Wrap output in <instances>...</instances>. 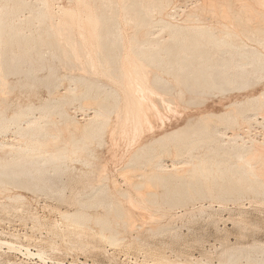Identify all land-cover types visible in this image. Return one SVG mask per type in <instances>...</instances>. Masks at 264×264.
Returning a JSON list of instances; mask_svg holds the SVG:
<instances>
[{
    "label": "bare ground",
    "instance_id": "1",
    "mask_svg": "<svg viewBox=\"0 0 264 264\" xmlns=\"http://www.w3.org/2000/svg\"><path fill=\"white\" fill-rule=\"evenodd\" d=\"M34 1L0 0V93L4 94L5 89L12 87L14 81L10 80L11 76L24 75L31 83L40 81L42 77L39 76V72L53 68L46 63L48 55L58 57L67 69L83 71L85 74L76 76V93L73 97H69L70 93L67 96L69 91L64 92V95L60 94L59 87L64 84L60 81L64 80L66 84L72 80H68L71 75L61 76L68 82L60 77L58 82L61 85L57 86L59 89L56 90L57 95L50 92L55 96L54 99L51 97L53 101L61 96L56 103L62 99L63 103L61 100L60 104L64 105L65 102L67 106L69 99L73 101L86 99L89 100V102L85 100L84 103L88 102L87 107L92 103V106L97 105L101 109L110 108L113 113L117 107L118 92L110 90L105 83L97 79L96 75L106 77L129 91L130 99L136 106L131 107L126 113L125 120L119 121L113 128L112 148L114 156L125 151L123 155H126L134 150L123 169L129 172L133 187L141 194H145L143 190L148 185L145 179L149 177V180L154 181L153 186H164L173 179L174 187L171 185L173 188L167 190L166 194H169L170 198L171 194L175 198L178 197L179 202L185 198L186 202L187 199L197 198L196 196L205 197L207 193L213 194V191L215 194V190H209L213 184L208 185L211 181H215L214 184L218 187L217 196L248 193L264 196V147L257 146L259 142L256 140L247 145L243 138L247 131L246 127H252L254 122L248 115L249 111L261 114L264 118V91L249 97L246 101L231 102L223 111L202 110L198 118H194V115L189 116L185 124L154 136L156 131L166 128L168 122L172 123V118L164 112L163 106L171 115L182 117L183 111L194 106L195 97L198 95L206 96L215 90L225 94L228 90L243 86L244 82L248 84L252 78L254 80L257 77H264V0H201L199 5H194L195 7L184 8L180 17L176 15L178 18L172 13L173 8L177 7V4L174 5L175 0H122L123 3H119L121 6L118 5V0H94V6L87 0L83 9L82 1L79 0L82 11L78 8L79 2L77 9L81 13L76 11L74 0H68L63 8L58 7L62 9L61 14L58 13L63 17L60 22L55 21L58 18L54 17L57 11L55 10V14L52 12V8L54 9L50 4L52 0ZM184 1L178 2L184 4ZM56 2L58 1L56 0L54 4ZM76 12L80 16H76ZM170 17L176 22H172ZM213 18L218 20L217 24ZM122 21L125 22L123 26L127 24L130 30H134L132 43H128L132 44L129 45L130 48L126 47ZM157 29L161 32L156 31L158 34H155L154 30ZM54 61L55 59L52 62ZM38 67L40 68L37 70ZM71 74L73 77L74 74ZM47 77L49 79L45 80ZM47 77L42 80L49 85L50 77L48 75ZM169 77L173 78L175 83ZM53 81L56 83L57 79ZM66 85L69 88V84ZM4 99L2 98L3 105ZM52 99L48 100L50 103H46H53ZM47 106L50 109V105ZM47 106H28L15 112L10 118L0 117V133L6 131L8 124H11L9 128L12 129L11 126L16 125L15 132H18L21 139L29 137L16 144H0V187L6 184L9 187L10 184L35 191L42 185L38 183H43L38 182L39 176L44 175L42 177L44 181L49 179H45V170L48 171L49 167L54 165L63 169L62 166L67 160L72 161L71 157L80 154L78 152L81 150L84 151L86 143L91 142L88 139L95 141L100 134L101 126L96 121L98 114L87 121L74 117L73 120H68L69 115L65 118L66 109L61 108L63 112L59 114V118L63 117V120L60 124L58 123L60 119L55 122L50 115L53 123L49 120L37 121L43 117ZM0 108L4 109L2 106ZM70 112L71 110L68 112L71 115ZM110 120L111 118H106V121ZM224 120L229 122L226 124L233 129L231 131L234 132L236 129L241 131L235 137L243 138L242 144L235 140L233 143L224 141L225 139L222 141V133L217 132L216 126L219 125L218 121H222L223 125ZM24 123L27 124L28 130ZM37 127L43 130L38 133L32 132ZM149 136L152 137L148 138ZM171 145L173 150L175 149L174 167L162 168L161 161L164 158L162 156L172 154ZM259 145L264 146L262 143ZM201 148L204 149L201 151L203 153L198 151ZM15 152L23 155L16 156ZM186 155H191L193 160H183ZM65 167L67 168V165ZM147 167L150 168V172ZM157 167H161L162 170L156 171ZM136 168L142 170L141 174L136 172ZM108 178L110 179L109 172L106 171L102 179ZM43 186L39 188L42 189ZM98 187L94 188L93 197L88 195L90 198L86 200L83 198L87 196L83 198L81 196L78 200L80 208L78 207L75 212L63 214V219L73 218L71 220L74 223L85 225L91 220V215L83 209L90 207H103L108 211L115 209L113 196H107L109 188L102 187V190L105 189L103 192ZM117 193L127 199L129 204H134L135 199L133 200V196L126 188L119 189ZM99 194L107 196L109 201L107 202L104 196L95 197ZM146 194L158 195L157 191L148 189ZM214 196L210 199H214ZM215 198L217 199L216 196ZM142 202H138L142 207L141 211L143 209L150 211ZM127 216L126 223L132 224L133 216L128 213ZM95 221L103 226L109 223L106 218L97 220L95 218ZM110 239L116 242L118 237L111 235ZM6 244L13 246L14 243ZM37 255L40 256L39 253ZM242 261L247 264H264V249L258 245L247 249L241 248L235 254H230L224 264H243Z\"/></svg>",
    "mask_w": 264,
    "mask_h": 264
},
{
    "label": "rangeland",
    "instance_id": "2",
    "mask_svg": "<svg viewBox=\"0 0 264 264\" xmlns=\"http://www.w3.org/2000/svg\"><path fill=\"white\" fill-rule=\"evenodd\" d=\"M52 1L53 2H50V4H52L51 6L54 7V9L51 7L53 10L51 11L53 14L57 11V15L55 14L54 17L55 19H58L55 21L60 22L63 17L60 15L62 9L59 8H63L68 0H57L58 2L55 4L54 2L56 0ZM90 1V4L93 3L94 6V0ZM118 1V5L121 6L122 4L119 3H123V1ZM175 1L174 5L177 4V7L180 4L183 5H180L178 8L175 7L177 12L175 11V8H173L174 10L172 9V13L175 14L176 18H178L177 16L180 17L185 9L192 6L195 7L201 3V0H185L184 4L182 2L179 4V0ZM78 2L79 0H77V2L74 0L76 9L77 6H80L81 4L83 9L87 0H80L81 4L79 2L77 5ZM78 8L81 10V6ZM79 9L76 11L81 13L82 10L79 11ZM79 13L77 14L76 12L75 15L77 14L76 16H80ZM169 19H172V22H176L171 17ZM213 19L217 24L218 20L215 18ZM123 23L125 24V22L122 21L121 26L122 32H124L123 36L126 41V47L130 48L131 46L129 45L132 44L128 45V43H132L131 37L134 35V30L132 28V30H130L128 27L129 25L127 26V24L123 26ZM158 29L154 30V33L156 31H158V33L161 32V30ZM158 33L156 32L155 34ZM165 36L168 37V35ZM47 59L46 63H49V65L53 68L52 70L48 69L47 71L45 69L44 71L39 72V76L42 77L40 79L42 83L39 80L38 82L31 83L24 75L10 77V80L14 81L12 82V87L8 88L9 91L8 89H5L7 93H0V107H4V109L0 108L2 109L0 111V117L10 118L15 114V112L17 113L23 108L36 105L39 107H46L47 105H50V109L47 106L48 108L44 111L43 117L37 121L49 120L53 123L50 118L52 117V120L55 122L60 119L58 121L60 124L63 117L59 118V114L63 112L61 111L63 109H66L67 111H64L66 114L65 118L69 115L68 120L76 118L81 121H85L86 119L87 121L90 120V118H94L95 114H98L99 117L96 121L99 122V125L101 126V131L99 132L100 136L98 135L99 137L97 136L95 141L88 139L91 142L88 143V141L86 143L87 147L85 146L83 149L84 151L81 150L78 152L81 155H72L73 157H71L72 161L78 160L73 163L71 159H69L70 161L67 160L69 162L66 161L65 164L67 165V168L65 167L66 165L63 164V169L54 165L55 167L50 166L48 171L45 170V179L49 178L46 181L42 179L44 175L40 173V175L43 176H39L40 179L38 178V182L42 181L43 183L38 184H42L39 186H43L46 183L44 186L48 187V189L43 186L44 190L43 187L41 189V187L39 188L38 186L37 189L33 191L27 187L17 188L14 185H11V187L10 184H8L9 187H7V184L0 187V264H224L228 260L230 254H235L241 248L247 249V247L251 248L253 245H258L264 249L263 195L261 196L248 193L245 195H219V197L217 196L218 194L216 195L218 187L215 186V181H211L208 185L213 183L212 185L214 187L210 185L209 190H215V194L213 191V194L207 193L206 195L208 196L205 195L207 198L203 196L199 198V196H196L197 198L195 199L198 200L193 199V201L187 199L186 202V198L183 199L184 197H181L184 201L181 200L179 202L177 200L178 197L175 198L171 194L170 198V195L166 194L167 190L174 187L172 185V182L174 181L173 179L168 181L166 185H168L169 188H167L166 185L153 186L152 184H154V181L149 180V177H145L147 179H145V181L148 185L147 188L143 190L145 194H141L135 187H133L129 172L126 169V171L123 169L130 154L134 150L132 149L126 155H123L126 152L125 151L123 154L120 152L117 156H114L112 148L113 140L111 135L113 128L116 127V124L119 123V121L125 120L126 113L129 109H131V107L133 108L136 106L130 99L129 91L126 88H123L120 84L114 83L106 77L96 75L97 79L105 83L110 90H116L118 92L117 107L113 113H111L112 109L110 108L101 109L97 105L92 106V103H89V106L87 107L89 100L86 99L85 100L88 101L86 104H84L85 100H74V102L73 99H69L68 104L72 107L69 105L65 106V102L63 105L62 99L61 104V100H59V103H56L61 96H56L57 98L53 101L55 96H52L51 93L55 94L56 90L59 91L60 89V94L62 93L64 95V92L69 91L67 92V96L71 94L69 97H73L76 93V76L84 75L85 73L79 70L76 71L67 69L64 65H62L63 63L61 64V60H59L58 57L55 58L54 56L53 58V56L48 55ZM53 59H55L54 62H52ZM56 61H59L60 63ZM53 63L55 65H53ZM39 68L40 67H38L37 70ZM71 73L74 74L73 77ZM65 74L68 76L71 75L69 76L71 78H68L69 81L72 79L70 82H68L66 78H62ZM44 75L46 77L47 75L50 77L49 85L47 82L43 81L45 79ZM60 77L62 79H66V82H68L66 84H69V88L65 84L64 80H59ZM169 78L175 83L173 78ZM257 78L254 79L257 81H254L253 78L251 80L252 83L255 82V84H252L251 81L248 82V84L247 82H244L246 85L243 84V86H241L242 88L235 87L233 90L226 91L225 94H223L224 92L221 93L220 91L215 90L206 94V96H196V103L194 106L192 105L190 107L191 109L189 108L188 110L183 111L182 117H175L174 115H171L165 106H163L164 112L172 118V123L168 122L166 128L161 131H156L154 136L160 135L162 132L167 130L171 131L173 128L185 124L189 116L194 115V118H198L200 113L204 110L206 111V109L223 111L227 109L226 105H229L231 102L236 100L246 101L249 97L262 93L264 91V77L258 78L259 81ZM47 79L49 78L47 77L45 80ZM52 79H57L56 83ZM22 80H24L23 83L20 82ZM58 81H60V83L64 82V84L61 85ZM21 83L22 85H20ZM59 85H61V88L59 87L58 89L57 86ZM52 86L54 87L52 88ZM51 97L54 98L52 99ZM2 98H5V106L3 105ZM50 99L53 101V103L51 102L53 106L46 103L48 100L50 101ZM70 103H73L74 105ZM195 105L199 106L195 107ZM70 110L72 112H70L71 115L68 113ZM252 112L253 114H250ZM75 113L77 117H75ZM51 114L55 115L52 116ZM37 115L40 116V113L37 112ZM248 115L250 118H253L252 121L254 122L252 127H246L245 130L247 131L244 133V140L247 141V145L255 142V140L256 142H259V144L262 143L264 145L263 115L254 114V111H249ZM55 117H57V120H54ZM72 117L74 118L72 119ZM107 117L111 118L110 122L106 121ZM218 122L220 126L217 124L216 128L217 132L222 133V141L225 139L224 141L231 143H233L234 140L238 142V144L243 143L241 141L243 138L238 139L239 137H235L237 133L241 132L240 130L236 129L234 132L231 131L233 129L229 128V122L226 120H224L223 125H221L222 121ZM227 122L228 124H226ZM9 125L11 124H8V128H6V131L8 132L4 130L2 131L3 134L0 133V135L2 134L0 136V144H16L21 140L29 138L26 137L21 139V137L18 136V132H15V130H17V126L15 125L13 127L12 125V129H10ZM23 125L24 127L27 126L26 123ZM42 130L37 127L36 130L32 132L38 133ZM224 133H226L229 137ZM151 137L152 136H149L148 138ZM92 141H94V143ZM259 144H257V146L264 147ZM171 149L172 154L167 153V155L164 154V156H162V158L164 157L161 161L162 168L168 167L172 169L174 167L175 156L173 152H175V149L173 150L172 145ZM202 150L204 149H198L200 153H203L201 152ZM15 155L20 156L23 154H19L17 152ZM74 158H76V160ZM183 160L190 161L193 160V157H191V155H186ZM161 167H157L156 171L161 169ZM56 168H60L61 170H57ZM147 168L148 170L150 169L149 167ZM49 170L51 171L49 172ZM135 170L141 174L142 170L139 168H136ZM106 171L109 172L110 179L108 178V180H103L102 178L104 177ZM128 175L129 178H127ZM138 178L142 179L140 176H138ZM138 178L136 177V179ZM36 181L34 180V182ZM218 182L221 181L218 180ZM96 187L100 190H102V187L105 189L109 188V190L107 189L109 193L107 192L108 195H106L113 196V200L116 201H114L116 205L115 209L111 211H108L103 207H90L83 209L91 215V220L85 223V225L82 223L81 225L83 226H81L80 223H78L79 225L74 223V221L71 220L73 218H68L69 221L67 218L63 219V214L67 212H75L80 208V202H78V200L81 196L82 198L83 196H87L83 198L86 200L90 198L88 195L93 197V190L94 188L96 189ZM211 187L213 189H211ZM104 188L103 190L105 191ZM125 188L126 191L129 190L130 194L133 196V200L135 199L133 201L134 204H129L130 202L127 199H124L123 196L117 193L119 189L123 190ZM147 189L155 192L157 191L158 195L146 194ZM102 196L107 198V202L109 201L108 197L102 194L96 195L95 197ZM213 196L214 199H210L211 197L213 198ZM221 197H226V199ZM137 201H143L142 203H145L146 206L150 208L148 210L151 212L145 209H143L144 211H141L142 207ZM154 201L155 203H153ZM19 205H22L23 207ZM134 207L136 209H134ZM127 213L133 216L132 224L126 223L128 219ZM102 215H104V217ZM142 216L145 217L142 218ZM94 217L96 220L97 218H106L109 223L106 224V226H103V224L100 223L98 225V222L95 221ZM111 235H116L119 241H111ZM5 242L10 244L14 243V247L6 244ZM11 246L16 248L13 249ZM28 252L31 253L28 254ZM37 253H39L40 256H38ZM242 263L247 264L245 261H242Z\"/></svg>",
    "mask_w": 264,
    "mask_h": 264
}]
</instances>
